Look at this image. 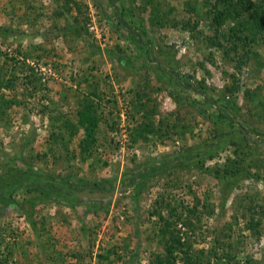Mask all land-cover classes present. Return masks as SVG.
Segmentation results:
<instances>
[{
  "label": "rangeland",
  "instance_id": "1",
  "mask_svg": "<svg viewBox=\"0 0 264 264\" xmlns=\"http://www.w3.org/2000/svg\"><path fill=\"white\" fill-rule=\"evenodd\" d=\"M113 1L0 0V264H264V0Z\"/></svg>",
  "mask_w": 264,
  "mask_h": 264
},
{
  "label": "trees",
  "instance_id": "2",
  "mask_svg": "<svg viewBox=\"0 0 264 264\" xmlns=\"http://www.w3.org/2000/svg\"><path fill=\"white\" fill-rule=\"evenodd\" d=\"M113 3H114V1L110 0V4L113 5ZM260 14H262L260 16V18H263V20H259L261 22V24L259 25L260 27L258 26V28L260 30H262V28H263L262 26L264 25V13H260ZM246 38L248 39V36ZM242 132L244 133V131H242ZM164 246L166 247L165 252H166L167 256L162 257V259L161 260L159 259V261L161 262V264H175L177 259L173 255V252H183L181 250H182V247L184 246V244H182L180 242V239H176L175 237H173V238L171 237L169 239V241L165 242Z\"/></svg>",
  "mask_w": 264,
  "mask_h": 264
},
{
  "label": "water",
  "instance_id": "3",
  "mask_svg": "<svg viewBox=\"0 0 264 264\" xmlns=\"http://www.w3.org/2000/svg\"><path fill=\"white\" fill-rule=\"evenodd\" d=\"M125 188H122V189H119L118 190V193L122 192Z\"/></svg>",
  "mask_w": 264,
  "mask_h": 264
}]
</instances>
